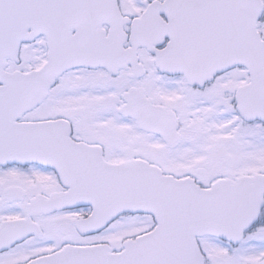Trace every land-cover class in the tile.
<instances>
[{
	"label": "snow or ice",
	"instance_id": "snow-or-ice-1",
	"mask_svg": "<svg viewBox=\"0 0 264 264\" xmlns=\"http://www.w3.org/2000/svg\"><path fill=\"white\" fill-rule=\"evenodd\" d=\"M0 264H264V0H0Z\"/></svg>",
	"mask_w": 264,
	"mask_h": 264
}]
</instances>
